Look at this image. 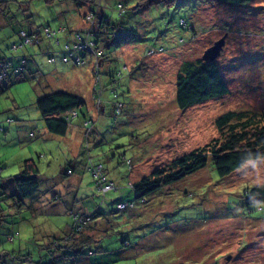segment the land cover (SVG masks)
Segmentation results:
<instances>
[{"label": "rangeland", "instance_id": "1", "mask_svg": "<svg viewBox=\"0 0 264 264\" xmlns=\"http://www.w3.org/2000/svg\"><path fill=\"white\" fill-rule=\"evenodd\" d=\"M21 1L30 5L31 19L39 28L64 25L75 31L87 30L84 15L88 8H78L72 1ZM119 2L127 7L120 18L123 34L129 32L133 38L113 45L100 67L105 87L101 96L94 91L98 80L93 60L88 56L86 64L79 67L74 62L63 63L65 56H60L54 45L56 62L49 63L47 55L35 56L39 72L28 73L22 81H12L11 77L9 88L0 94V128L5 130L0 134L3 176L19 173L21 162L33 158L41 170L42 190L52 184L46 180L48 176L68 181L60 189V203L47 205L34 215L28 209L14 215L16 211L4 205L0 264H12L9 252L32 253L35 262L26 264L40 261L34 245L46 243L45 235L46 239L49 235L64 238L70 225L67 211L81 204L90 205L88 211L96 213L89 226L97 231L85 232L99 242L96 248L85 249L83 256L56 264H264V213L261 208H244L240 198L246 187L264 183V162H250L224 179L207 166L150 195L145 203H136L134 209L119 210L125 205L118 206L133 199L129 180L134 183L218 138L215 122L219 116L228 112L264 113V0H234L229 5L212 0H110L106 5L115 7ZM112 14L119 18L117 12ZM13 31L12 27L0 30V50L20 43ZM222 39L225 45L215 61L229 94L179 109L176 76L182 65L202 59ZM24 51L30 53V48ZM121 70L122 78L117 80ZM111 76L116 80L112 84ZM112 87L118 89L119 100L124 103L119 111L112 104ZM58 91L83 99L86 115L94 121L92 131L71 127L74 145L66 140L63 144V139L50 134L59 139L41 140L44 123L35 102L43 94ZM7 118L29 123L36 130L35 136L21 137L13 131L16 122L6 124ZM86 143L91 145L88 148L93 156H111L95 161L106 167L116 190L100 192L93 181L96 177L85 173L75 202L72 186L78 175L64 177L63 172ZM15 232L20 237L10 242L8 236ZM123 241L129 246H123ZM47 258L46 254L45 261Z\"/></svg>", "mask_w": 264, "mask_h": 264}, {"label": "trees", "instance_id": "2", "mask_svg": "<svg viewBox=\"0 0 264 264\" xmlns=\"http://www.w3.org/2000/svg\"><path fill=\"white\" fill-rule=\"evenodd\" d=\"M48 3L60 2L64 4L65 1L73 2L78 8L85 7L89 11L85 12V18L91 12L94 20L93 27L90 30L89 43L93 44L97 50H101V54L96 59L93 54H86L85 60L89 56L95 65L96 82L95 92H99L100 96L105 90L102 80L99 76L100 67L104 65L108 58L109 51L113 45H116L127 38H133L130 33L123 34L124 23L120 18L126 10V4L120 2L113 6L106 5L110 0H44ZM214 2L229 5L234 0H212ZM11 0H0V21L4 23L0 26L1 29L12 27L14 29L13 36L19 39L20 43H12L5 51L0 50V94H4L12 81H22L29 73L39 72L38 66L34 59L35 56L47 55L48 62H56L55 53L52 52L53 45L58 47L57 52L60 56L63 54L66 47L72 48L77 44L78 35L81 31H75L68 26H61L57 29H52L49 26L39 28L31 19L32 13L29 11L30 5L16 0V5L10 3ZM18 6V7H17ZM120 6L122 8H120ZM17 8V11L13 9ZM91 9V10H90ZM29 12V13H28ZM113 12H117L116 18ZM23 13V14H22ZM22 14V18L19 15ZM89 26H87V29ZM126 30V29H125ZM85 33V32H84ZM132 33H135L132 31ZM82 35V34H81ZM85 35V34H83ZM85 37V36H84ZM4 41L3 39H1ZM31 41L33 44H27L26 41ZM53 41V44H52ZM30 48V53L24 51L25 48ZM164 51L163 48H161ZM50 59H53L50 61ZM63 61V60H62ZM63 63H65L63 61ZM68 64V63H66ZM86 64V61L84 65ZM80 65V66H84ZM30 66V67H29ZM35 67V69H33ZM79 67V66H78ZM126 68V67H125ZM31 71H30V70ZM36 71V72H33ZM122 70L116 74L117 80L122 78ZM130 75V73H129ZM115 76V77H116ZM111 84L114 83V76H111ZM114 78V79H113ZM100 80V81H99ZM114 91V103H120L119 93L116 87H112ZM229 94V88L224 79L223 73L216 61L207 62L203 59L196 61L185 62L178 75L176 76V93L175 100L179 109L184 110L194 105L202 104L209 100L225 97ZM100 101L96 102L97 107H101ZM37 111L44 123L45 130L56 137L65 138L71 127L86 128L92 131L94 121L89 120L84 108L87 106L86 102L80 97L66 93L54 92L51 94H43L37 98L35 102ZM102 110L105 112L102 103ZM115 115L116 112L113 110ZM88 113V112H87ZM13 119L7 118L5 123H15ZM23 123V121H18ZM81 124L78 126V123ZM17 123V122H16ZM15 123V124H16ZM5 124V125H6ZM219 137L212 140L210 143L202 148H198L187 154L175 158L170 164L165 167L153 170L148 175L140 178L138 181L132 183L129 180L128 189L132 192V201L120 202L118 206H124L119 210L134 209L136 203H145L146 199L154 194L162 191L176 182L199 172L207 166H211L219 179H224L232 176L237 171L243 169L250 162H264V113L254 112H228L218 117L215 122ZM1 132H5L0 128ZM85 132V131H84ZM89 137V133H86ZM86 138V142L88 143ZM83 147L81 153H84V159H80V154L71 160L63 172L64 177H72L78 175V179L72 186L74 189L73 201L77 202L78 193L83 182V175L88 173L93 179L96 173L94 170L101 167V175L105 178V182L111 183L113 189L110 191L103 190L102 178L93 179L97 189L102 193L107 194L116 190L115 183L109 179L108 171L102 162L95 161L96 158L110 159L108 153H100L98 156L90 154L91 145L87 144ZM89 147V148H88ZM70 153V152H69ZM124 155V154H123ZM42 156V155H41ZM130 159L125 160L130 173L132 166L129 164ZM100 173V172H99ZM44 179V178H43ZM46 180L52 182L49 187L41 189L42 174L38 163L35 159L29 158L23 160L20 164V171L15 175L3 176L0 171V228L4 225L6 219L5 209L6 205L9 209L15 210L16 214L28 209L33 215L36 211L45 208L47 205H56L60 203L63 196L60 195V189L66 187L65 180L56 179L55 176H48ZM240 198L243 200L242 206L249 211L261 208L264 213V183L254 186H248L242 190ZM90 205L81 204L78 209L70 206L71 209L67 211L70 218L69 230L64 238L56 235H49L44 244H35L33 251L37 248L41 259L35 264H56V262L70 261L73 257L83 256L84 250L87 248H96L98 240H94L86 230L89 229L90 234L97 231L90 224L93 223L95 214L88 210ZM251 208V209H250ZM83 210L85 213H82ZM80 212H79V211ZM255 211V210H253ZM102 214V213H101ZM85 233H84V232ZM41 234V233H40ZM20 237V233L15 232L9 234L8 240L14 242ZM123 246H129L128 241H123ZM22 249V248H21ZM101 248H97L100 251ZM6 253L8 251H5ZM12 256V264H26L28 262L34 263L33 254L31 253H17ZM46 254L49 257L46 260ZM93 254V252H89ZM3 257V254L0 255ZM5 264V262H4Z\"/></svg>", "mask_w": 264, "mask_h": 264}, {"label": "built area", "instance_id": "3", "mask_svg": "<svg viewBox=\"0 0 264 264\" xmlns=\"http://www.w3.org/2000/svg\"><path fill=\"white\" fill-rule=\"evenodd\" d=\"M120 8H122L120 6ZM91 10V9H90ZM86 22L88 23L89 28L82 33H79L78 35V42L77 44H75V46L72 48L71 46L66 47V49L64 50L63 54H65V59L64 62L65 63H69V62H74L76 64V66H80V65H84L85 63V57L86 54L91 53L93 54V56L97 59L98 56L101 54V50H97L96 47L93 46V44L89 43V39H90V30L91 27H93L94 24V20H93V16L91 14V12H89L86 16ZM82 34V35H81ZM85 34V35H83ZM85 36V37H84ZM27 44H33L31 41H26ZM53 59H50V61H52ZM115 109L117 111H119V109L122 108V104H115ZM117 106H119V108H117ZM116 112V111H115ZM100 172V173H99ZM93 173H96V176L99 178H102L103 182H105V178L102 177L101 175V167H97ZM96 177V178H97ZM113 189V185L111 183H108L107 181L103 184V190L104 191H110Z\"/></svg>", "mask_w": 264, "mask_h": 264}, {"label": "crops", "instance_id": "4", "mask_svg": "<svg viewBox=\"0 0 264 264\" xmlns=\"http://www.w3.org/2000/svg\"><path fill=\"white\" fill-rule=\"evenodd\" d=\"M103 113H104V111H103ZM80 124H81V122L78 123V126ZM14 125H15V127H14V130L13 131L14 132L17 131L18 134L21 135V137L22 136L23 137H29V136L34 137L35 136L36 130L34 129V127H31V125L29 123H26V122H23V123L17 122ZM11 126H13V124ZM41 132H42V139H41L42 141H46L47 142V141L56 140V139L58 140L59 139V138H54V137L50 136L51 134L49 135V133L45 130V128L41 129ZM71 132L72 131H69L68 135L65 138H61V139H63L62 140L63 144H65V142H64L65 140L67 141L66 143H70L69 145H74L76 143L75 138H73V135H71ZM46 135L49 136V137H52V138H47ZM19 140H20V138H19ZM20 142H21V140H20ZM61 145H62V143H61ZM41 155L42 154H40V156ZM76 180H73V182H76ZM74 189H72V191H74ZM75 198H76V195L74 196V199ZM70 209H71V207H70Z\"/></svg>", "mask_w": 264, "mask_h": 264}, {"label": "water", "instance_id": "5", "mask_svg": "<svg viewBox=\"0 0 264 264\" xmlns=\"http://www.w3.org/2000/svg\"><path fill=\"white\" fill-rule=\"evenodd\" d=\"M224 45H225L224 39L216 42L213 47L209 48L205 52L202 59L207 62H214L220 56Z\"/></svg>", "mask_w": 264, "mask_h": 264}]
</instances>
